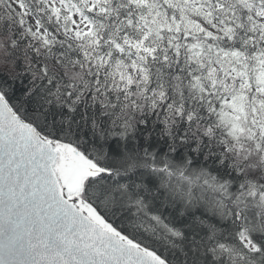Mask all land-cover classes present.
Listing matches in <instances>:
<instances>
[{
  "label": "snow or ice",
  "instance_id": "snow-or-ice-1",
  "mask_svg": "<svg viewBox=\"0 0 264 264\" xmlns=\"http://www.w3.org/2000/svg\"><path fill=\"white\" fill-rule=\"evenodd\" d=\"M0 264H264V0H0Z\"/></svg>",
  "mask_w": 264,
  "mask_h": 264
}]
</instances>
